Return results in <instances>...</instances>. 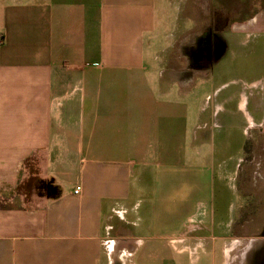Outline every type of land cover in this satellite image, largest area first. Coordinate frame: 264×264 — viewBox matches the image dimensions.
<instances>
[{"label": "crops", "instance_id": "1", "mask_svg": "<svg viewBox=\"0 0 264 264\" xmlns=\"http://www.w3.org/2000/svg\"><path fill=\"white\" fill-rule=\"evenodd\" d=\"M211 1L0 0V264H264V0Z\"/></svg>", "mask_w": 264, "mask_h": 264}, {"label": "rangeland", "instance_id": "2", "mask_svg": "<svg viewBox=\"0 0 264 264\" xmlns=\"http://www.w3.org/2000/svg\"><path fill=\"white\" fill-rule=\"evenodd\" d=\"M212 9L213 11L217 12V15L215 16L216 19L222 20L221 26H223V23L226 20L227 22H240L242 19H250L252 16H254L255 12L259 11L262 12V9L258 7L253 1L250 0H212ZM204 13H202V16ZM226 17V19H225ZM203 19V18H202ZM204 23V20H203ZM221 26L216 29L217 33L221 32ZM229 29V28H228ZM224 30L223 32H230L229 30ZM211 33V32H210ZM212 36H207L208 39L211 38L212 42L214 39V33H211ZM225 41V40H224ZM208 42H202V45L199 47V54L202 55V59H207L212 55H217L218 58H222L221 63L225 65V62L230 60L231 51L227 54V41L221 42L220 45H206ZM225 54H227L225 56ZM211 65H214V62L211 63ZM234 71H238L236 68ZM208 93L207 90L204 88L200 89L198 92V99H203L206 94Z\"/></svg>", "mask_w": 264, "mask_h": 264}, {"label": "trees", "instance_id": "3", "mask_svg": "<svg viewBox=\"0 0 264 264\" xmlns=\"http://www.w3.org/2000/svg\"><path fill=\"white\" fill-rule=\"evenodd\" d=\"M25 165H26V168H28L30 170V172H31V178H32L31 182H32V184H35V185H37L39 187L38 190L40 191V193L43 192V190H44V188L46 186V183H45V181L39 179V177L37 176L38 175V170H37V167H36V163L34 161H32V159H28L26 161ZM21 188H23V186H21L20 189Z\"/></svg>", "mask_w": 264, "mask_h": 264}, {"label": "flooded vegetation", "instance_id": "4", "mask_svg": "<svg viewBox=\"0 0 264 264\" xmlns=\"http://www.w3.org/2000/svg\"><path fill=\"white\" fill-rule=\"evenodd\" d=\"M221 24H222V20H220V19H216V22H215V25H214L215 29H217L218 27H220ZM218 43H219V39H218V41H217L216 46H217V45H220V44H218Z\"/></svg>", "mask_w": 264, "mask_h": 264}, {"label": "built area", "instance_id": "5", "mask_svg": "<svg viewBox=\"0 0 264 264\" xmlns=\"http://www.w3.org/2000/svg\"><path fill=\"white\" fill-rule=\"evenodd\" d=\"M75 193H78V191H75Z\"/></svg>", "mask_w": 264, "mask_h": 264}]
</instances>
